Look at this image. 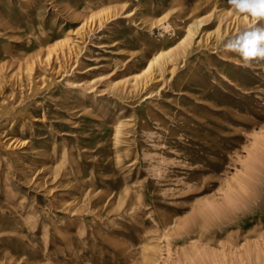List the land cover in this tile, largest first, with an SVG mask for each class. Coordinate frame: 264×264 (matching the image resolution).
Segmentation results:
<instances>
[{
	"label": "rangeland",
	"instance_id": "obj_1",
	"mask_svg": "<svg viewBox=\"0 0 264 264\" xmlns=\"http://www.w3.org/2000/svg\"><path fill=\"white\" fill-rule=\"evenodd\" d=\"M244 15L0 0V261L139 264L155 243L156 264H264V59L241 54L264 16ZM65 37L74 52L49 56Z\"/></svg>",
	"mask_w": 264,
	"mask_h": 264
},
{
	"label": "bare ground",
	"instance_id": "obj_2",
	"mask_svg": "<svg viewBox=\"0 0 264 264\" xmlns=\"http://www.w3.org/2000/svg\"><path fill=\"white\" fill-rule=\"evenodd\" d=\"M257 2V0H253L252 2L251 1H245L244 3H247V4H249V5H251V4H254V3H256ZM53 5V4H52ZM57 6V5H56ZM53 7V6H52ZM55 7V6H54ZM56 8V7H55ZM106 11V10H105ZM180 11H181V9H180ZM245 11V15H244V17H243V20L244 21H246V20H248V18L249 17H251V16H253V20L256 18V17H258V15H256V14H254L251 10H244ZM104 12V11H103ZM102 13V12H101ZM108 13H111V11L110 10H108L107 12H105V14H108ZM113 13V12H112ZM179 13V12H178ZM97 14H99L100 15V13H97ZM96 14V15H97ZM96 15H94V16H96ZM114 16V15H113ZM178 16V15H177ZM180 16V15H179ZM182 16V15H181ZM1 19H2V16L0 17ZM92 18V17H91ZM106 18V17H105ZM109 18V17H108ZM0 19V21H2ZM4 20V19H3ZM86 20V19H85ZM87 21V20H86ZM4 22H6V20L5 21H3L2 22V24H4ZM83 23V22H82ZM5 24H7V23H5ZM191 24V23H190ZM87 25V22H85L84 21V24H82V26H81V28L79 29V30H82L85 26ZM194 25V24H193ZM192 25V27L190 28V31L192 32V31H194L195 32V25L193 26ZM2 26H4V25H2ZM10 26V25H9ZM222 26V25H221ZM0 27H1V25H0ZM11 27V26H10ZM87 29V28H86ZM78 30V31H79ZM83 31V30H82ZM81 31V32H82ZM76 32V31H75ZM80 32V31H79ZM42 33V32H41ZM190 33V32H189ZM193 33V32H192ZM79 34V33H78ZM5 35V34H4ZM82 35V34H81ZM189 35V34H188ZM192 35L193 34H191V35H189L187 38H188V40H187V42L189 43L190 41H192L191 39H192ZM198 36V35H197ZM70 37V36H69ZM66 38V37H65ZM71 38V37H70ZM70 40V39H69ZM69 40L66 38V39H62V41H59V42H56V43H54L52 46H50V45H47V46H50V47H47L48 48V50H47V53H48V55L50 56V55H52V54H54L56 57H55V59L57 60V59H59L60 57L61 58H65V57H67L68 58V54H70V53H72V52H74V50H75V48H76V45L75 44H73L71 41L69 42ZM17 41V40H16ZM50 42V41H49ZM191 43V42H190ZM44 44V43H43ZM115 44V43H114ZM184 45H186V44H184ZM185 48H187V47H185ZM42 55V54H41ZM51 58V57H50ZM158 60H159V62L157 63L158 64V66L160 67V68H164V66H165V64H166V59L165 58H161V57H158ZM1 61V60H0ZM168 61V60H167ZM22 68V67H21ZM145 70V69H144ZM2 71V67L0 68V72ZM1 74V73H0ZM140 81V80H139ZM144 81V79H142V81H140V83L141 82H143ZM1 83V82H0ZM118 83V82H117ZM146 83V82H145ZM14 143V142H13ZM8 144V143H7ZM10 146V145H9ZM25 146V145H24ZM41 173V172H40ZM91 192H89V193H87V194H90ZM85 194V193H84ZM87 194H85L83 197H85V196H87ZM129 194V193H128ZM72 198V197H71ZM74 198V197H73ZM79 198V197H78ZM89 197H87V199H88ZM74 200V199H73ZM76 199L74 200V202L72 203V204H74V203H76ZM80 201H81V199H80ZM88 202V201H87ZM81 203V202H80ZM79 203V204H80ZM83 203H84V201H83ZM89 203V202H88ZM85 205V204H84ZM73 206H75V205H73ZM77 207V206H76ZM1 210H4V209H1ZM73 211V210H72ZM85 209L84 208H80V210L78 211L77 210V212H79V214L81 215V214H84L85 213ZM89 211V210H88ZM2 212H0V214H1ZM87 213V212H86ZM76 214H78V213H76ZM165 226V225H164ZM210 230V229H209ZM199 233V232H198ZM197 233V234H198ZM14 234V233H13ZM13 234H11V235H13ZM19 234V236H20V233H18ZM18 234L16 235V234H14L16 237L18 236ZM22 234V233H21ZM200 235H201V233H200ZM199 235V236H200ZM198 236V237H199ZM23 237H24V239H25V237L26 236H24L23 235ZM197 237V236H196ZM197 237V238H198ZM202 237V236H201ZM158 238V237H157ZM200 238V237H199ZM20 239V238H19ZM24 239H22L21 238V240H24ZM68 240H69V250H70V253H71V256L73 257V259H78V256H77V254H78V251H77V248H76V246H75V244H74V239H72L71 237H68ZM158 240V239H157ZM26 241H27V239H26ZM22 242V241H21ZM28 242H29V240H28ZM157 242V241H156ZM195 242H197V241H195ZM30 244H31V242H30ZM152 245H154L155 243H151ZM151 244H147L146 246H141V247H143L142 248V250H141V252H140V256H141V258H140V262H139V264H156V257H157V248L155 247V246H152ZM159 245H160V243H159ZM32 246V245H31ZM26 247H27V245H26ZM193 247H195V246H193ZM201 247V246H200ZM30 248V247H29ZM159 248V247H158ZM193 249V248H192ZM193 252V251H192ZM159 254H161V253H159ZM8 255H10V253L8 254ZM8 255H6V257L8 256ZM160 257V256H159ZM21 258V257H20ZM182 258H183V262L184 263H189V261L191 260V254H190V252H184L183 254H182ZM181 258V259H182ZM15 260H16V258H15ZM27 260V259H26ZM20 261V260H19ZM22 261V260H21ZM196 261V260H195ZM36 262H37V260H36ZM78 262V260L76 261V263ZM158 262V261H157ZM21 263V262H20ZM34 263V262H33ZM0 264H18V263H16V262H14V260L13 259H10V260H4V261H0ZM22 264V263H21ZM26 264H30V263H26ZM36 264H40V263H36ZM54 264V263H53ZM196 264V263H195Z\"/></svg>",
	"mask_w": 264,
	"mask_h": 264
},
{
	"label": "clouds",
	"instance_id": "obj_3",
	"mask_svg": "<svg viewBox=\"0 0 264 264\" xmlns=\"http://www.w3.org/2000/svg\"><path fill=\"white\" fill-rule=\"evenodd\" d=\"M232 2L237 6L240 10H251L254 14L259 16H264V2L262 0H257L254 4H247V3H241L239 0H232ZM264 32V30H262ZM262 44H264V39H261L260 41ZM246 60H250L251 58H260L264 59V47H255L251 50H244L241 53Z\"/></svg>",
	"mask_w": 264,
	"mask_h": 264
},
{
	"label": "snow or ice",
	"instance_id": "obj_4",
	"mask_svg": "<svg viewBox=\"0 0 264 264\" xmlns=\"http://www.w3.org/2000/svg\"><path fill=\"white\" fill-rule=\"evenodd\" d=\"M262 2H264V0H262ZM261 39H264V37H261ZM252 43H255V41H252Z\"/></svg>",
	"mask_w": 264,
	"mask_h": 264
}]
</instances>
